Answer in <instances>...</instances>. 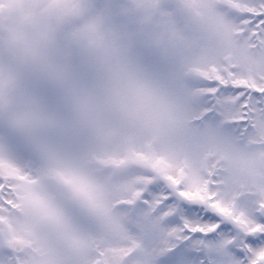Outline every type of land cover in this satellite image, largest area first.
<instances>
[{
  "label": "snow or ice",
  "instance_id": "obj_1",
  "mask_svg": "<svg viewBox=\"0 0 264 264\" xmlns=\"http://www.w3.org/2000/svg\"><path fill=\"white\" fill-rule=\"evenodd\" d=\"M215 7L264 54V0ZM5 9L27 26L0 30V264H51L45 249L87 238L112 264L94 209L122 179L113 159L138 154L154 264H264V74L198 63L219 45L183 0Z\"/></svg>",
  "mask_w": 264,
  "mask_h": 264
},
{
  "label": "rangeland",
  "instance_id": "obj_2",
  "mask_svg": "<svg viewBox=\"0 0 264 264\" xmlns=\"http://www.w3.org/2000/svg\"><path fill=\"white\" fill-rule=\"evenodd\" d=\"M21 4L30 5L39 3L40 0H19ZM144 3H158L159 0H143ZM218 0H183L188 12L198 21L203 32L219 47L210 58L201 59L200 64L214 60L217 64L220 57L230 58L232 65L242 78L251 79L264 74V54L252 52L245 44L239 41L235 32L231 30L226 18L218 12L215 5ZM11 26H27L24 13L21 9H5L0 13V30H7ZM146 157L138 154L136 157L114 158L112 161L114 172L122 177L115 187L101 195L96 218L98 224H107L115 221L122 228L119 239H110V256L112 264H154L155 255L150 236L141 229V219L145 216H154L155 209H141L137 202L144 190L139 187L149 180L137 173L138 169L145 167ZM120 199L117 200L116 197ZM124 206L121 207L120 205ZM165 221H159L162 231ZM87 243L71 244L66 259L59 251L52 252L45 249L50 257L51 264H94L96 262V248L91 238ZM121 239V240H120Z\"/></svg>",
  "mask_w": 264,
  "mask_h": 264
},
{
  "label": "water",
  "instance_id": "obj_3",
  "mask_svg": "<svg viewBox=\"0 0 264 264\" xmlns=\"http://www.w3.org/2000/svg\"><path fill=\"white\" fill-rule=\"evenodd\" d=\"M107 229H110V231L112 232L108 235V237H110L111 239H117L122 231L121 227L116 226L114 223L109 224Z\"/></svg>",
  "mask_w": 264,
  "mask_h": 264
},
{
  "label": "flooded vegetation",
  "instance_id": "obj_4",
  "mask_svg": "<svg viewBox=\"0 0 264 264\" xmlns=\"http://www.w3.org/2000/svg\"><path fill=\"white\" fill-rule=\"evenodd\" d=\"M98 211H99V209H98V207H96L95 209H94V214H95V218H96V215H97V213H98ZM96 220H97V222L99 221V218H96ZM109 223V222H108ZM107 223V224H108ZM106 224V225H107ZM100 225V227L104 230V232H105V230H106V225L104 224H99ZM121 240V239H120ZM70 246V245H69ZM68 246V247H69ZM68 252H69V249H68ZM68 252H67V255H68ZM67 255H65V254H63L62 253V257L64 258V259H66V257H67ZM61 264H65V262H62ZM121 264H123V263H121Z\"/></svg>",
  "mask_w": 264,
  "mask_h": 264
},
{
  "label": "bare ground",
  "instance_id": "obj_5",
  "mask_svg": "<svg viewBox=\"0 0 264 264\" xmlns=\"http://www.w3.org/2000/svg\"><path fill=\"white\" fill-rule=\"evenodd\" d=\"M94 264H96V262H94Z\"/></svg>",
  "mask_w": 264,
  "mask_h": 264
}]
</instances>
